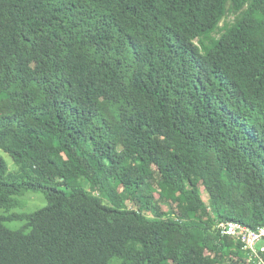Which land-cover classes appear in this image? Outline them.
Here are the masks:
<instances>
[{
    "label": "trees",
    "instance_id": "trees-1",
    "mask_svg": "<svg viewBox=\"0 0 264 264\" xmlns=\"http://www.w3.org/2000/svg\"><path fill=\"white\" fill-rule=\"evenodd\" d=\"M0 152V264H256L264 0H0Z\"/></svg>",
    "mask_w": 264,
    "mask_h": 264
},
{
    "label": "built area",
    "instance_id": "built-area-1",
    "mask_svg": "<svg viewBox=\"0 0 264 264\" xmlns=\"http://www.w3.org/2000/svg\"><path fill=\"white\" fill-rule=\"evenodd\" d=\"M216 228L221 235L240 241L241 249L255 259L256 264H264V226L252 229L240 222L226 221L218 222Z\"/></svg>",
    "mask_w": 264,
    "mask_h": 264
},
{
    "label": "rangeland",
    "instance_id": "rangeland-1",
    "mask_svg": "<svg viewBox=\"0 0 264 264\" xmlns=\"http://www.w3.org/2000/svg\"><path fill=\"white\" fill-rule=\"evenodd\" d=\"M232 20H233L232 16H227L224 22H230ZM222 24L223 23H221V25ZM0 155L2 156V158L5 160V162L9 166V169H13L14 164L10 156L4 152H0ZM115 185L117 186V182H115ZM86 187L88 188L89 186L86 185ZM154 194L155 196H157L156 192ZM201 194L203 198L206 200L207 199L206 193L201 190ZM18 202H19V205L8 210L7 212L4 211L3 209H0L1 215H4L6 217H9V216L16 217L4 223L6 228L13 230V231L21 230L25 226V221L21 220L20 219L21 217L31 214L32 212L37 211L46 206L45 196L43 193H40V192H37V193L26 192L23 196L18 198Z\"/></svg>",
    "mask_w": 264,
    "mask_h": 264
}]
</instances>
